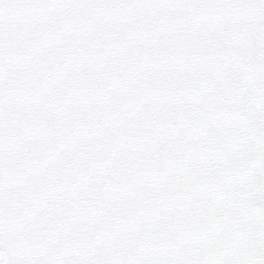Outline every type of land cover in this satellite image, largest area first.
Instances as JSON below:
<instances>
[{
  "label": "snow or ice",
  "instance_id": "6c2138e0",
  "mask_svg": "<svg viewBox=\"0 0 264 264\" xmlns=\"http://www.w3.org/2000/svg\"><path fill=\"white\" fill-rule=\"evenodd\" d=\"M0 264H264V0H0Z\"/></svg>",
  "mask_w": 264,
  "mask_h": 264
}]
</instances>
